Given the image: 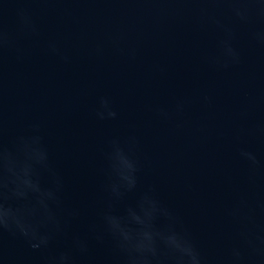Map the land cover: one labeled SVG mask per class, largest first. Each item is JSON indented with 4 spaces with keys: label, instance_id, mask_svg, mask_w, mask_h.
<instances>
[{
    "label": "water",
    "instance_id": "obj_1",
    "mask_svg": "<svg viewBox=\"0 0 264 264\" xmlns=\"http://www.w3.org/2000/svg\"><path fill=\"white\" fill-rule=\"evenodd\" d=\"M0 264H264V0H0Z\"/></svg>",
    "mask_w": 264,
    "mask_h": 264
}]
</instances>
